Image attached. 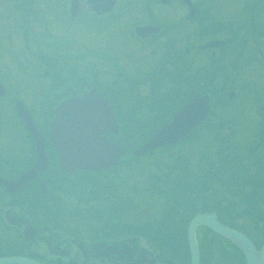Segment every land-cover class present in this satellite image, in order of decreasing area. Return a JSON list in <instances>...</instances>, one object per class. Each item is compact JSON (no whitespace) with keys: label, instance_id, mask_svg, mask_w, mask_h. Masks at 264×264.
I'll return each mask as SVG.
<instances>
[{"label":"flooded vegetation","instance_id":"flooded-vegetation-1","mask_svg":"<svg viewBox=\"0 0 264 264\" xmlns=\"http://www.w3.org/2000/svg\"><path fill=\"white\" fill-rule=\"evenodd\" d=\"M21 58L39 72L9 74ZM0 63V260L189 264L202 214L257 247L241 228H264V0H0ZM94 96L116 132L93 105L76 125L121 152L103 145L74 167L84 136L73 121L55 145L53 111ZM191 104L182 135L145 148ZM194 234L199 263V241L223 242ZM234 252L222 264H244Z\"/></svg>","mask_w":264,"mask_h":264},{"label":"water","instance_id":"water-1","mask_svg":"<svg viewBox=\"0 0 264 264\" xmlns=\"http://www.w3.org/2000/svg\"><path fill=\"white\" fill-rule=\"evenodd\" d=\"M84 97V98H77V99H72L64 104L59 105L54 111V121L51 126V130L53 131L52 138L54 139L55 145L59 146H65L66 139H55V137H65L63 134V129L70 128V122L76 121L74 123L75 128L78 129L79 136H84L83 139L80 142L74 145V148L72 149L71 152L69 153H79V155L76 158H69V163H71L74 167H78L79 165L81 166L84 163H87L88 160H90L91 163L96 161L93 158H87L86 156L80 154V153H98L102 149L101 147L105 146H110L103 138L101 137L100 133L101 131H92L90 134L89 133H84L81 131V129L76 125V124H81L83 123L84 125L88 123V119H86L87 114L89 113L88 107L89 106H94V111L98 112L101 111L103 120L106 121V123L111 122L113 125V128L111 131L113 133L116 132V126L114 123V118L112 116V113L106 104L104 100H102L99 96H94L95 102L94 103H89L90 99ZM92 106V107H93ZM197 105L191 104L190 106L183 107L179 113L175 116L173 119V122L166 127L165 129L161 130L155 137L152 139V143L150 145H147L145 148H150L153 147L155 143V140L158 138H163V134L168 132H174L175 134L172 137H177L179 135H182L184 129H185V110L190 111L194 109ZM91 107V109H92ZM19 114L23 121L31 122L28 114L22 109L19 111ZM187 128V127H186ZM30 130L34 136H36L35 131L30 127ZM65 131V130H64ZM181 133V134H179ZM106 148V147H105ZM111 149L114 150V155L118 156L121 150L118 147H111ZM88 159V160H87ZM67 161V160H65ZM116 159H113L111 161V164H114ZM90 163V164H91ZM86 167H90L86 166ZM39 168V166H35V168L32 170L30 174V178L34 175L35 171ZM29 176V175H28ZM199 226L206 227L213 233L231 241L234 243L239 250L241 251L245 264H264V242L261 245L259 250H256L254 246L249 242V240L241 233L228 229L222 225H220L214 215L211 214H202V215H197L192 220L189 222L188 228H187V244H188V250H189V256H190V264H199V254L194 238V232L195 229ZM36 264L32 263L29 261H25L22 259H5V260H0V264Z\"/></svg>","mask_w":264,"mask_h":264},{"label":"trees","instance_id":"trees-1","mask_svg":"<svg viewBox=\"0 0 264 264\" xmlns=\"http://www.w3.org/2000/svg\"><path fill=\"white\" fill-rule=\"evenodd\" d=\"M234 228H240L239 226H231ZM243 231L250 236L252 241L257 245V247L261 244L262 240L264 239V228L260 227L259 225H253V226H245L243 228ZM252 231L253 233H251ZM252 234H259V237H252ZM263 237V239H262ZM167 242V241H165ZM223 243V244H222ZM220 242L219 240L213 239V240H203L200 242V247L202 249V256L200 264H222L224 261V257L222 256L221 251L223 250H235L236 253L240 254L239 250L230 242L223 240V242ZM258 243V244H257ZM182 245L180 246V248ZM183 252L187 253L186 248L182 249ZM234 252L232 257H235L237 254ZM183 254V256L185 255ZM186 256V255H185ZM182 257V256H180ZM179 258V257H178ZM213 258H216V263H213ZM185 264H188V256L186 257ZM242 264V263H241Z\"/></svg>","mask_w":264,"mask_h":264},{"label":"rangeland","instance_id":"rangeland-1","mask_svg":"<svg viewBox=\"0 0 264 264\" xmlns=\"http://www.w3.org/2000/svg\"><path fill=\"white\" fill-rule=\"evenodd\" d=\"M15 46V45H13ZM17 47V46H15ZM20 48V47H19ZM19 52V49H15V48H10V47H6L4 48V51H3V54H8V58H10V56L13 58V57H16L17 53ZM17 61H15V59H8L6 61H8L7 63H4L5 66L10 70L9 74H12L14 73V71L16 70L17 67H20L21 69V72H30V73H35V72H39L40 70V66L38 64H36L35 68H30V66L27 65V62H26V59H16ZM33 61V60H32ZM15 62V63H14ZM19 64H18V63ZM3 63H0V65H2ZM12 65V66H11ZM15 68V69H14ZM8 74V75H9ZM35 85L36 83L34 84H31L30 86V92L31 93H34L35 91ZM7 101V100H6ZM4 102V100L2 102H0V104H2ZM6 112V111H5ZM9 112V111H7ZM6 112V113H7ZM17 131V130H16ZM13 133H14V130H13ZM172 194V193H171ZM174 194V193H173ZM178 213H176L175 215L177 216ZM200 243V241H199Z\"/></svg>","mask_w":264,"mask_h":264}]
</instances>
